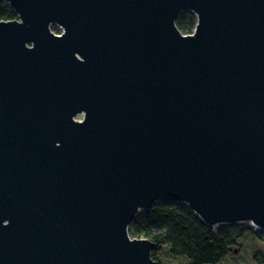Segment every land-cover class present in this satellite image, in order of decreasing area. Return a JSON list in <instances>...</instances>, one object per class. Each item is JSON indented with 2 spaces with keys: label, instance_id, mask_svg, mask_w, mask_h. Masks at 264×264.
Segmentation results:
<instances>
[{
  "label": "water",
  "instance_id": "obj_1",
  "mask_svg": "<svg viewBox=\"0 0 264 264\" xmlns=\"http://www.w3.org/2000/svg\"><path fill=\"white\" fill-rule=\"evenodd\" d=\"M5 1L0 264H160L169 197L264 230V0Z\"/></svg>",
  "mask_w": 264,
  "mask_h": 264
},
{
  "label": "trees",
  "instance_id": "obj_2",
  "mask_svg": "<svg viewBox=\"0 0 264 264\" xmlns=\"http://www.w3.org/2000/svg\"><path fill=\"white\" fill-rule=\"evenodd\" d=\"M17 15L5 0H0V20H14ZM197 17L183 12L177 25L181 32L193 33ZM54 30L60 31L58 27ZM235 226L212 227L202 222L192 208L173 198H163L148 210L141 211L129 227L134 238L144 237L156 244L152 257L159 261L160 255L185 256L191 264H220L239 245L243 232ZM252 232V230H251Z\"/></svg>",
  "mask_w": 264,
  "mask_h": 264
},
{
  "label": "rangeland",
  "instance_id": "obj_3",
  "mask_svg": "<svg viewBox=\"0 0 264 264\" xmlns=\"http://www.w3.org/2000/svg\"><path fill=\"white\" fill-rule=\"evenodd\" d=\"M59 33L60 31H56ZM229 225V224H225ZM238 230L251 228L243 232L239 239V245L236 246L234 252L226 257V260L220 264H264V230L255 228L251 223H235ZM159 260L163 264H191L185 256L169 257L160 255Z\"/></svg>",
  "mask_w": 264,
  "mask_h": 264
},
{
  "label": "flooded vegetation",
  "instance_id": "obj_4",
  "mask_svg": "<svg viewBox=\"0 0 264 264\" xmlns=\"http://www.w3.org/2000/svg\"><path fill=\"white\" fill-rule=\"evenodd\" d=\"M59 28V27H58ZM60 29V32L59 33H62V29L61 28H59Z\"/></svg>",
  "mask_w": 264,
  "mask_h": 264
}]
</instances>
